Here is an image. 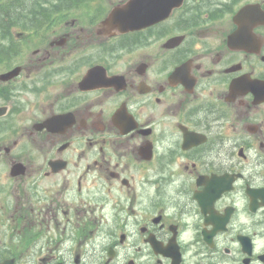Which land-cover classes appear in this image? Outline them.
Masks as SVG:
<instances>
[{
	"label": "flooded vegetation",
	"instance_id": "obj_1",
	"mask_svg": "<svg viewBox=\"0 0 264 264\" xmlns=\"http://www.w3.org/2000/svg\"><path fill=\"white\" fill-rule=\"evenodd\" d=\"M129 2L0 0V264H264V0Z\"/></svg>",
	"mask_w": 264,
	"mask_h": 264
},
{
	"label": "water",
	"instance_id": "obj_2",
	"mask_svg": "<svg viewBox=\"0 0 264 264\" xmlns=\"http://www.w3.org/2000/svg\"><path fill=\"white\" fill-rule=\"evenodd\" d=\"M140 5H144V4H146V3H148L147 2V0H136ZM135 4V3H134ZM149 6L151 7L152 5H150L149 4ZM151 9V8H150ZM116 13H113L112 15H111V18H112V20H115V17L113 16V15H115ZM121 14L123 15V19H122V21H127L128 19H127V16H126V11L125 10H122L121 11ZM156 10L155 9H151V10H149V12H147V15H146V22H149L151 19L150 18H154L155 16H156ZM142 18L144 19V17L142 16Z\"/></svg>",
	"mask_w": 264,
	"mask_h": 264
}]
</instances>
